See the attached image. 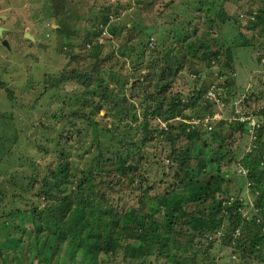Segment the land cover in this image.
<instances>
[{
	"label": "rangeland",
	"instance_id": "374dc122",
	"mask_svg": "<svg viewBox=\"0 0 264 264\" xmlns=\"http://www.w3.org/2000/svg\"><path fill=\"white\" fill-rule=\"evenodd\" d=\"M49 1L52 0H0V26L7 29V32H4L5 34L0 38V83L3 86L0 89V158L2 159L0 161V200H2L0 213L13 211L15 208L25 210L33 206L43 207L48 204L37 198L34 190L27 188L29 191H25L24 186L29 185L30 178L36 174L37 165L42 166L41 169H43L50 162L57 161L56 154L52 152L55 142L69 144L71 151L69 159L79 168L78 153L81 154L86 149H91L96 143L95 140L98 141L101 148H109L114 152L112 145L116 134L118 139L115 140V145L120 151L128 153L126 151L127 144L134 143L135 150L131 152L130 157H133V153L139 155L135 157V161L138 160L142 167L139 172L145 171L147 176L145 184L151 187V190H147L149 198L144 200L145 203L155 202L156 196L166 195L171 191L176 194H171L174 199L170 205L183 206L191 201L188 198L189 191L184 190L189 188L191 183H195V180L192 182L190 177L202 168L204 158L208 159L214 155V151L211 149L197 147L199 143H203L201 140H196V146L194 145L192 149L188 150V147L192 146V141L187 134L192 131L200 132L201 137L209 141L211 147L216 149L220 145V140L216 142L209 138L211 133L203 132L206 129L204 124L210 127L211 132L223 128L224 135L222 137L229 134L238 136V132H235L236 124L247 121H249L247 126L250 129H247L246 134L255 137L251 129L264 124V55L259 56V60L256 59L257 47L264 48V29L260 30V33L254 32L255 36L248 29V23L254 19V14L260 9H264V0H211V5L205 7V9L212 8L215 14L219 12L217 9L224 7L228 15H231V21L227 24H220L214 19L212 22L214 29L212 31L208 29L217 43V48L213 41L207 40L205 45L214 49L211 51H219L220 59L216 60L217 63L207 67L206 63L202 61V55L208 54L205 49H197L195 45L198 51L194 58L176 50L175 56L171 57V62L179 61L181 65H185L177 76V80H179L172 83L171 89L165 97L166 101H169L174 95H177L182 103H186L194 90L207 87V95H205L215 99V101L209 100L211 101L209 103L218 104L220 108L214 107L211 111L212 114H215L207 116L203 115L205 112L199 114L198 108L195 110L185 109V106L179 105L178 110H182L188 118L176 116L171 120L155 119L149 115L143 116L144 111L152 110L154 105L153 102H150L149 97L157 93L156 81L142 82V76L137 79L135 75H130L129 61L121 59L117 53H120L124 47L137 46L143 35H141L142 24L146 22L154 24L155 17L159 19L160 14H164L163 8L167 3H172L169 10L173 12V8L191 7L189 2H193V0H147V2L143 0L137 6L134 5L133 0H63L70 13L66 36L64 35L66 29L62 33L63 35L58 34L57 30L55 32L57 25L55 19H50ZM225 1L228 2L224 4ZM90 7L93 10L92 8L88 10ZM98 8L101 11H105L102 8H107L114 15L112 23L96 39L101 45L102 61L107 60L106 57H108L103 68L111 69L116 73L115 82H110L111 80L107 79V85L116 89L117 85L122 84L121 94L125 97L126 102L121 100L120 105L128 113V117L117 114L111 104L100 113L91 115L90 119H87L85 115L78 114L80 109L72 107L70 102H73L75 97H82L84 87L76 79L70 80L67 85L59 83L57 85L61 86L56 89L51 88V84L56 83L65 71L70 72L73 69L78 72L82 71L80 72L82 74H78L81 77L87 71L85 74L94 76L91 72L95 61L88 57V53L96 40L89 43L88 46L85 36L98 22L97 15H94ZM187 12L183 14L179 10L185 20H191L192 24L197 26L198 33L203 37L212 17L207 18L205 15L194 17ZM120 19L123 23V20H131V26L126 30L120 22L118 27H122L115 32V35H112L109 28L116 27ZM47 23L48 26H46ZM52 24L56 27H53ZM166 27L168 28L169 24ZM26 34L32 36L35 42L30 41ZM133 37L134 42H132ZM240 37H245L249 41V43L247 42L249 46H238L245 41H238ZM155 39L156 37L151 35L147 44L152 40L155 42ZM2 40L8 43V47L2 45ZM37 43H42L46 49L40 48ZM229 60L232 61L231 65ZM227 61L230 69L223 67ZM188 63H192L193 67L201 70L200 78L194 79V75L187 69ZM218 66L222 67V73H218ZM93 88L92 82L90 89ZM96 88H99L98 84H96ZM250 91L252 93H249ZM59 94L60 96L56 98V95ZM7 95H10L8 100L6 99ZM89 96L90 94H88ZM206 96L201 98L200 102ZM95 100L98 99L95 98ZM223 106L225 107L221 108ZM69 109L78 112L72 114ZM90 109L91 107L84 108L86 112H90ZM15 113L17 115L13 116ZM133 114L136 115V120L132 118ZM207 117H209L208 120ZM181 119L191 124L181 122ZM12 120L17 123H13ZM145 121H147L146 127H144ZM71 122L75 123V126L69 128L68 124L71 125ZM220 123L222 124L219 125ZM37 124L43 128L28 132L31 125ZM109 128H111L110 131H108ZM74 131H78V136H74L70 141ZM229 141L226 139L224 145ZM79 143L80 150H77ZM236 147L240 150L230 149V153L222 162L219 171L215 169L217 167H212L214 169L208 171L209 173L205 169V172L201 171L204 174L200 179L219 184L226 177L225 175H228L229 185L223 188L225 193L218 195L217 199L221 200L222 206L225 207L231 202L232 204L234 202L243 204L244 207L241 208L238 217L239 221H242L243 218L247 220L258 218L256 221H260L261 216L254 207L255 194L247 184H241L242 178L240 177L246 172L242 169V160L250 155L257 146L252 143L249 137H243ZM40 149L46 150L40 151ZM91 151H94V148ZM174 151L178 152L177 163H182L183 169L189 172L187 179L181 185L178 176H175L176 168L180 175L183 173L179 171L177 163L169 164L168 157ZM234 151L237 154H234ZM83 156L84 154H82ZM94 156L95 154H93ZM242 170L245 172L242 173ZM41 173L47 176L45 169L41 170ZM216 175L224 178L209 179ZM104 177L108 185L104 184L100 192L93 196L100 198L103 194V197L109 200L108 202L112 206L114 204L118 207L124 204L128 205L132 199V193L139 190L134 187L137 185L135 181L130 183L127 177H116L113 174H106ZM21 187L24 189L20 190ZM34 189L37 191V185ZM120 195L123 198L118 202ZM192 204L187 205L189 211L196 209ZM6 205L10 207L9 210L5 208ZM204 206L208 210L210 203H206ZM131 207L128 208L131 209ZM225 207H223L224 211H226ZM139 214L138 219L142 217V213ZM1 218L3 219L0 221L5 220L4 217ZM159 218L162 217L156 214L152 220L156 221ZM179 221L183 223L182 219ZM232 221L233 218L226 213L220 227L207 234L208 238L213 241V247L209 250H207L209 241L205 236L189 234L185 226L182 225L177 230L179 234L185 236H179V234L173 236L172 240L176 244L170 246V249L172 248L170 257L174 255L173 261L176 262L178 260L184 262V260L195 257L198 260L195 264H207L208 262L239 264L240 253L235 250L234 243L229 244L228 240L223 242L224 234H231ZM14 222L15 220L9 218L7 224L11 228ZM25 227L27 231L30 226L26 224ZM241 228L238 227L239 231H242ZM239 231H234V234L237 235ZM22 239L26 246L25 249H17V252L14 253L9 247L6 252L10 264H37L39 260L35 257L34 249L32 247L27 249L31 245L29 236H24ZM191 239L192 243L189 245L188 242ZM127 243L135 245L136 241L133 242L129 237ZM122 244L124 245L125 242L122 241ZM101 258L103 260L99 264H149V261L141 262V260L131 258L130 254L124 252L122 248L114 255ZM76 262L71 264H78ZM65 264L69 263L66 261ZM152 264L173 263L164 261L161 255H157V262Z\"/></svg>",
	"mask_w": 264,
	"mask_h": 264
},
{
	"label": "trees",
	"instance_id": "16d2710c",
	"mask_svg": "<svg viewBox=\"0 0 264 264\" xmlns=\"http://www.w3.org/2000/svg\"><path fill=\"white\" fill-rule=\"evenodd\" d=\"M133 1L134 5L137 6L143 0ZM145 1L147 2V0ZM227 2L225 1L224 4ZM49 4L50 19L53 18L56 20L57 28L55 32L57 30L58 34L63 35L62 33L66 29V33H64L66 36L68 34L67 30L70 20L69 10L64 5L63 0H52L49 1ZM171 4L167 3L164 6V14H160L159 19L155 17L154 24L150 22L142 24L141 35H143L141 41L137 46L122 48L120 53H117L118 57L126 62L129 61L130 65L128 67L130 69V75H135L137 79L139 76H142V82L150 83L156 81L157 93L149 97L150 102H153L154 105L152 106V110L146 109L144 111V117L149 115L155 119L160 118L163 120H171L176 116L188 118L187 115L183 114L182 110H178L179 105L185 106V109L191 108L195 110V108H198L200 110L199 114L205 112L203 115L211 116L215 114H212L211 110L214 107L220 108V106L213 102L209 103L211 101L206 99L207 87L203 89L197 88L196 91L194 90L186 103H182L177 95H174L169 101H166V94L171 89L172 83L177 80V76L185 65H181L179 61L172 63L171 57L175 56L177 50V52L194 58L198 51L197 49L203 48L208 52V54L202 55V61L206 63V66L210 67L214 63H217L216 60L220 59L219 51H211L214 49L205 45V42L209 40L213 41L217 48V43L212 37V34L208 32V29H211V31L214 29L212 28L214 19L220 24H227L231 21V15H228L224 7L217 9L219 12L216 14L213 13L212 8L205 9L206 6L211 5V0H193V2H189V6L191 7L186 9L173 8V12L169 10ZM91 8H88V10ZM102 10L105 11H101L98 8L94 12V15H97L98 22L90 29V33L88 32L85 36L88 46L89 43L96 40V43H93L88 53V57L95 61L91 72L94 76L91 77L89 74H85L87 71L84 72L82 77L78 75L82 74L80 73L82 71L78 72L75 69L70 72L65 71L60 75L56 83L53 82L51 84V88L56 89L61 86L57 84L67 85L70 80L76 79L84 87L82 97H75L76 99L70 102L72 107H78L80 109V113L78 114L85 115L87 119H90L91 115L100 113L106 106L111 104L117 114L128 117V113L120 105L121 100L126 102L125 97L121 94V89H123L122 84L117 85L116 89L107 85L108 80L115 82L116 73L111 69L103 68L108 57H106L107 60L102 61L101 45L98 43L96 37L98 38L104 32L103 30L112 23L111 21L114 20V15L107 8H102ZM179 10L183 14L188 11L187 13L194 17H200L201 15H205L207 18L212 17L203 37L198 33L197 26L193 25L191 20H185L179 13ZM253 18L248 23V29L255 36L254 32L260 33V30L264 29V9H260L254 14ZM123 21L124 23L120 19L116 27L109 28V32L115 35V32L122 27H118L120 22L128 30L132 21ZM168 24L169 27L167 28L166 26ZM151 35L156 37L155 42L152 40L154 43L147 44L148 38ZM133 40L134 37L132 38V42H134ZM241 40L245 41L243 43L240 42L241 44L238 46H249V41L245 37H240L238 41ZM174 45L176 46L175 48L173 47ZM257 49L256 59L259 60V56L264 55V48L257 47ZM125 56H128V58H125ZM231 63L232 61H230V65ZM223 67L229 68V62H225ZM187 69L194 75V79L202 76L200 75L201 70L193 67L192 63L187 64ZM218 70V73H222L223 71L221 66H218ZM92 82L94 88L90 89ZM96 84H98L99 88H96ZM1 87L3 86L0 83V89ZM249 93H252V91ZM88 94H90L89 97ZM9 96L7 95V100ZM59 96L60 94L56 95V98ZM204 96H206L205 99L200 102ZM95 98L98 100H95ZM89 107H91L90 112H86L84 108ZM69 110L70 112L72 111V114L78 112L74 109ZM15 115L17 114L15 113L13 116ZM53 116L56 117L55 115ZM132 118L136 120V115L133 114ZM12 121L15 124L17 123L14 120ZM248 123L249 121L236 124L235 132H238V136L229 134L222 137L224 135L222 133L223 128L214 132L212 131L213 133L206 128L203 132L205 134L211 133L209 138L216 142L220 140V145L216 149L211 147L209 141L201 137L200 132L192 131V133L187 134L192 141V146L188 147V150L192 149L194 145L196 146V140H201L203 143H199L198 148L206 147L214 151V155L210 158H204L205 160L202 164L203 169H198L195 175L190 177V180L192 182L195 180V183H191L189 188L184 189L189 191L188 198L191 199L190 203H193L192 205L196 207L195 210L191 211H189V206H187L190 203L177 207L171 206L170 203L174 199L171 194H176L171 191L169 194L167 193L168 195L156 196L155 202L150 204L145 203L144 200L149 198L147 190H151V187L145 184L147 180L145 171L139 172L142 168L141 164L138 160L135 161V157L138 154L133 153V157H130L131 152L135 150L134 143L127 144L126 151L129 154L120 151L115 145V140L118 139L117 134L113 138L112 150L114 152L110 151L109 148H101L98 141L95 140L96 143L91 149H86L81 154L78 153L80 160L79 168L75 166L76 163H72L73 161L69 159V154H71L69 144H63L60 141L55 142L53 145L54 148L52 147V152L56 154L57 161H47L50 163L43 168L47 171V176L41 173V170H43L41 169L42 166L37 165L36 174L30 178L31 182L28 183L29 185L24 186L25 191H29L27 188L34 190L35 196L48 204L43 207L33 206L25 210L15 208L13 211H2L0 213V220L3 219L1 217L5 218V220L0 221V264H10V260L6 255L9 247L12 248L14 253L17 252V249L23 250L26 248L22 239L24 236H29L31 240V245L27 249L29 247L34 249L35 257L39 260L37 264H65L66 261L69 264L75 263L76 261L78 264H99L103 260L101 258L102 256L114 255L120 248L124 252L129 253L131 258L141 260V262H144V260L149 261V264L157 262V255H161L164 261L167 260V262L173 264H195V262H198L195 257L184 260V262L180 260L177 262L175 260L173 261L175 256L170 257V254H172V248L170 249V246L176 244L172 240L173 236L179 234L178 230L183 225L187 233L205 236L209 241L207 247V250H209L213 247V241L208 238L207 234L214 232L220 227L223 216L226 213L233 218V225L231 234H224L223 242L228 240L229 244L234 243L235 250L240 253L241 259L239 264H264V124L258 128L254 127L251 129L255 136L253 137L250 134H246L249 128L247 126ZM146 124L147 121L144 122V127H146ZM74 126L75 123L73 122H71V125L68 124L69 128ZM41 127L38 124L35 126L31 125L28 132L37 128L41 129ZM110 130L111 128L108 129V131ZM77 134L78 131H74L71 134L73 137L70 141ZM183 135L186 136V134ZM198 137L201 138L198 139ZM243 137H249L252 143L257 146L254 151H251L252 153L250 155H247L244 159L242 158V169L246 170V172L242 170V173L245 172V175L241 173L242 175L240 177L242 178L241 184H247L252 193L255 194L254 207L261 216L260 221H256L258 218H252L250 220L243 218L242 221H239L240 210L244 205L241 203L238 204L237 202L232 204L231 202L225 207L222 206V201L217 199L218 195L225 193L223 188L229 185L228 175H225V178L221 177L224 179L219 184L212 183L210 180L202 181L200 179L205 169L208 172L214 169L212 167H217L215 169L219 171L222 162L230 153V149L240 150L239 148L236 149V146ZM226 139L230 141L224 145ZM77 146V150H80V143ZM130 146L131 148H129ZM92 148H94V151H91ZM45 150L40 149V151ZM235 153L237 154L236 151H234ZM82 154H84L83 157ZM93 154H95L94 157ZM177 154L178 152L174 151L168 157L169 164L173 162L177 163ZM228 161L231 163L230 160ZM177 165L179 171L183 173L180 175L176 168L175 176H178L179 184L181 185L187 179L189 172L183 169L182 163L178 162ZM137 170L138 172H136ZM106 174H113L116 177H127L130 183L135 181L137 185H134V187L139 188V190L132 193V199L128 202V205L124 204L118 207V205L116 206L114 204L112 206L108 202L109 200L103 197V194H101L102 197L100 198H94L93 195L100 192L104 184L108 185L104 177ZM221 178L216 175L211 176L209 179ZM36 185L37 191L34 189ZM24 188L21 187L20 190ZM122 198V195L118 196V202ZM1 201L0 204H2ZM206 203H210L208 210L204 206ZM129 206H132L131 209L128 208ZM223 207H225L226 211L223 210ZM5 208L10 209L7 205ZM139 213H142V217L138 219L140 216ZM156 214H159L162 218L156 221L152 220ZM9 218L15 220L11 228L7 224ZM180 219L183 220V223L179 221ZM26 224L30 226L27 231ZM238 227H242V231H239ZM202 231L204 232L203 234ZM234 231L239 232L235 235ZM179 236L185 235L180 233ZM129 237L133 242L136 241L135 245L134 243H127ZM122 241L125 242L124 245ZM191 243L192 239L188 244L191 245ZM124 259L126 258L124 257ZM207 264L212 263L208 262Z\"/></svg>",
	"mask_w": 264,
	"mask_h": 264
},
{
	"label": "water",
	"instance_id": "95a60500",
	"mask_svg": "<svg viewBox=\"0 0 264 264\" xmlns=\"http://www.w3.org/2000/svg\"><path fill=\"white\" fill-rule=\"evenodd\" d=\"M6 31H7L6 28L0 26V38L3 37V33L6 32ZM26 37H28V38L30 39V41L35 42V39H34L32 36L26 34ZM2 45L5 46V47H8V43H7L5 40H2ZM37 45H38L40 48L44 49V50L46 49V46L43 45L42 43H37Z\"/></svg>",
	"mask_w": 264,
	"mask_h": 264
},
{
	"label": "built area",
	"instance_id": "2783aa9c",
	"mask_svg": "<svg viewBox=\"0 0 264 264\" xmlns=\"http://www.w3.org/2000/svg\"><path fill=\"white\" fill-rule=\"evenodd\" d=\"M210 96H213V95H210ZM208 100H211V101H215V99L214 98H209L208 96L206 97ZM207 120L209 119V117H207L206 118ZM182 120V119H181ZM205 120V119H204ZM207 120H205V121H207ZM181 122H184V123H187V124H191L190 122H186V121H181ZM192 124H196V123H192ZM204 127H206V128H209V130H210V127H208L207 126V124H204Z\"/></svg>",
	"mask_w": 264,
	"mask_h": 264
},
{
	"label": "crops",
	"instance_id": "0c3cea01",
	"mask_svg": "<svg viewBox=\"0 0 264 264\" xmlns=\"http://www.w3.org/2000/svg\"><path fill=\"white\" fill-rule=\"evenodd\" d=\"M49 24L47 23L46 26H48ZM53 27H56L54 24H52Z\"/></svg>",
	"mask_w": 264,
	"mask_h": 264
},
{
	"label": "flooded vegetation",
	"instance_id": "af4514ba",
	"mask_svg": "<svg viewBox=\"0 0 264 264\" xmlns=\"http://www.w3.org/2000/svg\"><path fill=\"white\" fill-rule=\"evenodd\" d=\"M6 32H7V31H6ZM6 32H5V33H6ZM5 33H3V34H5Z\"/></svg>",
	"mask_w": 264,
	"mask_h": 264
},
{
	"label": "clouds",
	"instance_id": "9594fccd",
	"mask_svg": "<svg viewBox=\"0 0 264 264\" xmlns=\"http://www.w3.org/2000/svg\"><path fill=\"white\" fill-rule=\"evenodd\" d=\"M180 120V119H179Z\"/></svg>",
	"mask_w": 264,
	"mask_h": 264
}]
</instances>
